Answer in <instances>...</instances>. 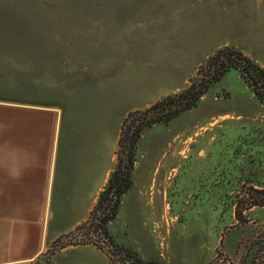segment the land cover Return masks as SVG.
I'll return each mask as SVG.
<instances>
[{
	"label": "rangeland",
	"instance_id": "1",
	"mask_svg": "<svg viewBox=\"0 0 264 264\" xmlns=\"http://www.w3.org/2000/svg\"><path fill=\"white\" fill-rule=\"evenodd\" d=\"M222 48L264 67V0H0V102L62 112L52 188L62 228L91 203L95 184L59 198L72 185L60 183L62 158L103 162L109 176L125 173L129 151L117 140L137 122L122 128V115L172 90L157 56L172 64L171 76L179 74L177 93ZM116 62L120 68L109 74ZM40 114L41 126H53L54 115ZM133 157L130 186L107 235L96 221L76 230L94 204L49 244L41 263L69 242L90 241L114 264H130L125 249L156 264H264V109L236 70L195 107L144 128ZM76 255L108 264L91 248L56 254L54 262Z\"/></svg>",
	"mask_w": 264,
	"mask_h": 264
},
{
	"label": "crops",
	"instance_id": "2",
	"mask_svg": "<svg viewBox=\"0 0 264 264\" xmlns=\"http://www.w3.org/2000/svg\"><path fill=\"white\" fill-rule=\"evenodd\" d=\"M182 8L183 3L180 4V14L189 13V11H182ZM188 41H191L188 37L180 36V43L191 48ZM225 45L228 44L222 46ZM157 60L158 63L167 67L164 79L172 86V90L164 92L142 107L126 110L122 117L130 111L150 106L159 101L160 97L166 96L168 92L174 93L176 89L174 87L178 86L175 79L179 74L175 76L169 74L172 64L162 63V56H157ZM116 64L118 65L114 66V71L111 70L112 73L109 74L115 73L120 68L119 63L116 62ZM256 64L264 69L258 62ZM104 68L109 67L104 66ZM179 70H181L180 66L177 67L176 72ZM0 106L12 109L0 111V264H55L56 254L83 248L93 249L101 254L108 264H113L101 251L90 244L64 245L49 254L46 262L41 263L40 260L49 244L72 228L74 224L86 218L90 207L96 203L98 194L106 186L110 167L105 169L103 162L100 165L89 162L87 166H82L77 162L68 163L67 159L62 158L59 169L60 183L74 184V187L71 185V190L68 186L66 193L59 198L70 199L73 196H79L81 188L90 182L95 183L91 203H87L82 214L78 215L68 228H62L54 220L56 211L52 200V188L55 175L58 174L56 153L62 112L54 105L32 106L0 102ZM29 112L32 114L28 115ZM40 113L54 115L53 126H41ZM70 130L67 129L69 132L65 134L68 136L78 134L75 129ZM85 196L87 197V194ZM56 264H89V261L76 255L64 261L61 258V261Z\"/></svg>",
	"mask_w": 264,
	"mask_h": 264
},
{
	"label": "trees",
	"instance_id": "3",
	"mask_svg": "<svg viewBox=\"0 0 264 264\" xmlns=\"http://www.w3.org/2000/svg\"><path fill=\"white\" fill-rule=\"evenodd\" d=\"M229 69L237 71L243 84L251 91L254 99L264 109V69L239 52L231 51L229 48L217 50L207 58L199 70L198 78L193 80L189 86L177 93L163 97L142 112L135 110L126 115L122 122V128L129 121H131V124L137 123L133 126L132 130L127 128L126 131H122L121 129L117 140L118 148L124 147L123 143L126 141V148L129 151L125 159V173L114 171L110 174L107 184L98 194L96 203L90 211L87 220L77 226L76 230L82 229L85 224H91L96 221L97 225L95 229H98L102 235H107L105 225L116 218L121 197L130 186L128 172L132 169L134 163L133 150L141 136L142 130L155 123H166L183 111L195 107L208 88L219 81L222 75ZM254 205L262 206V204H251L248 208ZM234 218L238 222L243 221L241 213L236 209L234 211ZM87 244L93 245L100 251L103 250L97 242L90 241H73L66 245ZM124 253L130 264H156L152 261H142L130 250L125 249ZM108 255L110 254L108 253ZM111 262L115 263V261Z\"/></svg>",
	"mask_w": 264,
	"mask_h": 264
}]
</instances>
